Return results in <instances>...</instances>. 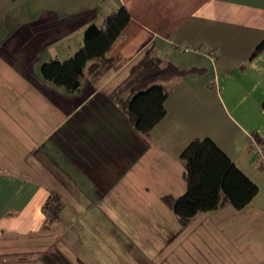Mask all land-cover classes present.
<instances>
[{"label": "crops", "instance_id": "obj_1", "mask_svg": "<svg viewBox=\"0 0 264 264\" xmlns=\"http://www.w3.org/2000/svg\"><path fill=\"white\" fill-rule=\"evenodd\" d=\"M119 6L130 18L107 52L120 57L114 66L85 73L74 92L42 78L43 62L67 59L82 46L84 29L102 26ZM263 37L264 0H0V255L42 238L85 264L69 248L64 194L84 193L88 208L99 202L95 191L149 165V173L139 171L146 183L180 195L179 154L208 137L258 192L241 209L225 203L197 213L180 237L181 264H264V170L249 152L252 136L264 143V51L249 59ZM150 45L181 68L203 71L164 82L165 116L142 137L109 93ZM51 193L62 204L52 233L43 209Z\"/></svg>", "mask_w": 264, "mask_h": 264}, {"label": "trees", "instance_id": "obj_2", "mask_svg": "<svg viewBox=\"0 0 264 264\" xmlns=\"http://www.w3.org/2000/svg\"><path fill=\"white\" fill-rule=\"evenodd\" d=\"M129 18L126 8L119 6L103 19L102 26L89 24L83 32L82 46L71 56L41 64L42 78L74 92L80 88L81 76L85 73L96 77L103 69L114 66L120 57H110L107 52L122 34ZM263 51L264 37L254 47L249 59ZM202 71L197 67L181 68L158 56L154 46L150 45L131 63L128 75L111 90L109 97L124 112L131 129L145 137L165 116L164 102L168 90L164 82ZM254 137L262 141L257 135ZM179 160L185 190L178 196L166 194L162 198L182 226L187 225L197 213L214 210L225 203L241 209L258 192L257 184L208 137L192 139L180 152ZM61 205L58 194L51 193L43 205V209L50 212L47 221L52 222L59 217ZM44 228L49 226L44 225ZM39 258L44 264H73L56 246L40 254Z\"/></svg>", "mask_w": 264, "mask_h": 264}, {"label": "rangeland", "instance_id": "obj_3", "mask_svg": "<svg viewBox=\"0 0 264 264\" xmlns=\"http://www.w3.org/2000/svg\"><path fill=\"white\" fill-rule=\"evenodd\" d=\"M124 76L125 71L116 79ZM142 166L132 167L126 176L107 189L95 191L92 199H99V202L88 208L82 203L84 193L64 194L68 201L62 209V220L71 219L74 230L69 248L85 264H181L184 260L180 251L184 238L180 237L191 231L193 224L186 228L181 225L163 201L166 194L146 183L145 176L141 175L143 172H139L146 169L149 173V165ZM76 202L81 204L78 206ZM47 215L50 217L49 209ZM47 223L52 233L54 221ZM177 235L171 243V238ZM44 242L45 239L38 238L29 248L19 249V253L0 255V264H44L39 255L52 246ZM173 251L176 252L173 254Z\"/></svg>", "mask_w": 264, "mask_h": 264}, {"label": "built area", "instance_id": "obj_4", "mask_svg": "<svg viewBox=\"0 0 264 264\" xmlns=\"http://www.w3.org/2000/svg\"><path fill=\"white\" fill-rule=\"evenodd\" d=\"M212 57V53H207ZM249 152L251 153L257 165L264 170V143L259 141L256 137L252 136L250 141Z\"/></svg>", "mask_w": 264, "mask_h": 264}]
</instances>
